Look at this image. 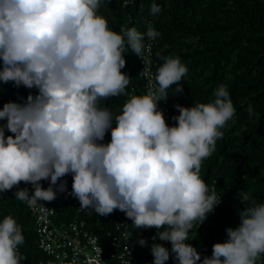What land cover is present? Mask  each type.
Returning a JSON list of instances; mask_svg holds the SVG:
<instances>
[{
  "label": "clouds",
  "instance_id": "clouds-1",
  "mask_svg": "<svg viewBox=\"0 0 264 264\" xmlns=\"http://www.w3.org/2000/svg\"><path fill=\"white\" fill-rule=\"evenodd\" d=\"M101 2L0 0V82L36 89L0 107V192L30 183L31 194L16 187L14 196L32 206L64 192L61 178L70 174L69 194L81 209L100 215L118 209L133 228H156L151 264H164L170 255L175 264H257L264 254V202L250 201L242 189L239 222L225 228L226 239L213 243L210 256L201 259L186 242L220 203L200 168L235 113L227 86L218 84L207 102L176 103V123H166L157 102L172 85L173 94H183L177 82L187 66L178 56H163L146 92L129 94L124 53L131 49L149 69L144 37L155 40L160 33L151 22L145 32L123 25L114 31L97 11ZM149 10L156 15L161 5L152 0ZM120 95L128 98L117 111L102 103ZM247 111L250 118L256 114L251 103ZM157 238L170 241V249ZM23 242L21 225L3 216L0 264H21ZM136 242L147 244L144 237Z\"/></svg>",
  "mask_w": 264,
  "mask_h": 264
},
{
  "label": "trees",
  "instance_id": "trees-1",
  "mask_svg": "<svg viewBox=\"0 0 264 264\" xmlns=\"http://www.w3.org/2000/svg\"><path fill=\"white\" fill-rule=\"evenodd\" d=\"M151 2L128 0L123 4L122 0H102L97 11L114 31L123 25L145 32L147 23H152L160 33L152 49L154 73L163 56H178L187 66L188 71L177 82L183 85V94L172 93L175 85L167 90L169 95L165 100L170 115L178 114L176 103L191 106L194 102H207L221 83L227 86L235 107L233 117L221 129L223 135L217 138L215 150L201 163V177L222 196L221 205L202 223L192 241L202 259L211 255L214 242L226 239V227L238 224V209L244 207L237 196L238 189L247 191L250 201L264 202V0H156L161 5L156 15L150 13ZM124 56L126 63L121 71L130 76L126 91L143 94V80L138 75L139 57L131 49ZM12 92L27 96L21 86L17 88L11 81L0 82V101ZM127 98L108 97L102 103L117 111ZM249 103L256 113L251 118L247 111ZM5 134L11 133L6 130ZM109 139L110 134L106 133L105 142ZM61 179L67 181V189L56 196L54 205L64 219H71L80 204L69 194L71 175ZM14 191V186L5 190L4 200L0 201V219L12 215L22 227L24 242L18 245L25 257L22 264H38L45 254L37 247L30 213L15 198ZM113 212L128 223L130 237L135 240L130 218L118 209ZM79 217L100 236L105 237L106 230L111 228L108 215L94 210L82 209ZM154 233L150 227L143 228L138 237L146 238L147 244L141 246L136 242L140 253L151 260L150 236ZM156 242L163 244L159 238ZM172 261L170 255L164 264ZM257 264H264V254Z\"/></svg>",
  "mask_w": 264,
  "mask_h": 264
},
{
  "label": "built area",
  "instance_id": "built-area-1",
  "mask_svg": "<svg viewBox=\"0 0 264 264\" xmlns=\"http://www.w3.org/2000/svg\"><path fill=\"white\" fill-rule=\"evenodd\" d=\"M154 43L155 40H150L146 37L145 44L147 47L144 54L151 61L149 69L143 70L144 64L139 57L140 66L138 75L143 80L142 87L144 93L154 76L153 65L155 62L152 57ZM21 90L24 94H28L29 92L35 93L36 91L35 88L29 89L23 85H21ZM20 97L23 96L18 92H12L9 96H6L0 101V107H2L3 103L6 101H18ZM157 103L158 107L163 111L166 122L170 125L173 124L174 120L172 119V116L175 114L170 115L166 100L163 99ZM4 122V120H0V124ZM48 183L49 181L47 180H41V185L43 187H47ZM16 187H28L30 194L33 190L32 185L24 181H21L19 185L14 186L15 189ZM209 187L220 196V203L214 206V210L207 214L206 219L214 214L216 209L222 203L221 194L212 184ZM4 193L5 191L0 192V201H3ZM59 193L60 192H57V195ZM55 200L56 197L51 201L42 200L32 206L21 201L26 205L30 213L31 226L36 235L37 247L45 254V259L39 261L38 264H47L48 261H53L54 264H61L63 261L64 264H68V262L72 261L74 258L76 264H151L152 260L144 257L136 245V241L139 238L138 234L141 233L143 228H134L136 239L133 240L130 236L128 237L130 231L128 223L125 222L120 215L112 211L108 214V221L111 228L106 230L105 237H103L94 229L90 228L85 219L79 217V214L82 212L80 205L77 207L74 217L71 219H64L62 213H58L54 205ZM201 225L202 224L189 231V239L186 240L187 243L192 244V240L197 234L199 228H201ZM150 228L154 229V232H156L154 226ZM152 237L153 234L150 236V239H152ZM162 242L165 247L169 248L170 241L162 240ZM18 252L20 253L19 250ZM22 262H24V259L21 261V264ZM172 264H175V261H173Z\"/></svg>",
  "mask_w": 264,
  "mask_h": 264
}]
</instances>
